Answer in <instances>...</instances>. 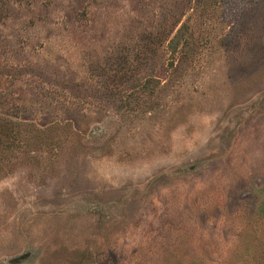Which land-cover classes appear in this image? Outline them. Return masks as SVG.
Returning a JSON list of instances; mask_svg holds the SVG:
<instances>
[{
    "label": "rangeland",
    "instance_id": "rangeland-1",
    "mask_svg": "<svg viewBox=\"0 0 264 264\" xmlns=\"http://www.w3.org/2000/svg\"><path fill=\"white\" fill-rule=\"evenodd\" d=\"M0 110V264H264V0H0Z\"/></svg>",
    "mask_w": 264,
    "mask_h": 264
},
{
    "label": "trees",
    "instance_id": "trees-1",
    "mask_svg": "<svg viewBox=\"0 0 264 264\" xmlns=\"http://www.w3.org/2000/svg\"><path fill=\"white\" fill-rule=\"evenodd\" d=\"M177 30H179L178 26L175 29L174 33L169 38H167V41H166V46L169 48V50H171V52L175 49L176 44H177V42L175 40V38L177 36L176 35ZM146 78L138 81L135 87L143 86ZM124 94L127 96V91H125ZM4 115L6 116V114H4L0 110V149H3L5 147H9L10 143H12V139H14V137H15V134H11V131H10L11 128L8 125L7 118Z\"/></svg>",
    "mask_w": 264,
    "mask_h": 264
}]
</instances>
